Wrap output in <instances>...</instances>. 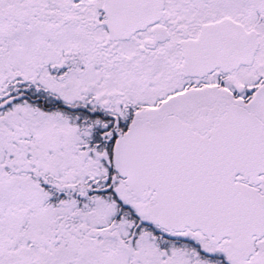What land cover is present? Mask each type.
Here are the masks:
<instances>
[{"label":"snow or ice","instance_id":"obj_1","mask_svg":"<svg viewBox=\"0 0 264 264\" xmlns=\"http://www.w3.org/2000/svg\"><path fill=\"white\" fill-rule=\"evenodd\" d=\"M0 264H264V0H0Z\"/></svg>","mask_w":264,"mask_h":264}]
</instances>
